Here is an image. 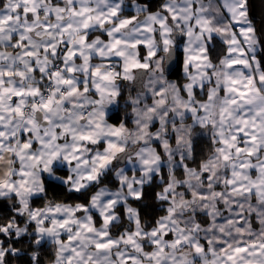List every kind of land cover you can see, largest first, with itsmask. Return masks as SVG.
<instances>
[{"label":"snow or ice","instance_id":"1","mask_svg":"<svg viewBox=\"0 0 264 264\" xmlns=\"http://www.w3.org/2000/svg\"><path fill=\"white\" fill-rule=\"evenodd\" d=\"M248 4L0 0V235L30 238L27 264L47 244L51 264H264V32ZM217 36L227 49L214 62ZM179 37L182 85L166 76ZM138 73L152 103L129 97L134 129L109 123ZM200 132L212 150L190 167ZM49 177L79 202L47 199ZM156 177L164 214L147 227L133 203ZM22 253L0 240V264Z\"/></svg>","mask_w":264,"mask_h":264},{"label":"trees","instance_id":"2","mask_svg":"<svg viewBox=\"0 0 264 264\" xmlns=\"http://www.w3.org/2000/svg\"><path fill=\"white\" fill-rule=\"evenodd\" d=\"M127 2H131V0H126ZM137 2H142L144 4H150L151 10L155 11L160 3H162V0H136ZM130 4V3H129ZM249 7V15H250V4H248ZM128 12H134L133 9L128 8ZM254 26L257 28V35L258 34V24L255 20L251 18ZM260 39V37L258 38ZM227 45L217 36L213 42L212 45V57L214 62H218V59L224 55L226 52ZM177 54H178V63L174 67V69L171 71L170 76L175 78L178 84H183L186 82V77L184 74L183 69V61H184V51L182 49V46L180 44L177 47ZM257 59L261 61L262 67H264V49L262 43H259V48L257 49ZM130 90L127 88L122 89V94L118 98L119 99V107L116 111L112 112L109 117H111V121L119 124L121 121H123L126 126H132L133 125V113H132V105L130 101L128 100V93ZM200 97L201 94H198ZM158 150L161 151L162 149ZM212 150V145L209 141V138L204 133H199L198 138L196 139V149L195 153L192 159L188 161V164L190 167H198L199 163L205 159H207L208 155L210 154ZM60 175H64V171H61L59 173ZM163 175L164 178H167V168L165 167L163 169ZM177 177L180 179H183L182 169H177ZM113 181H115V178L112 177ZM49 183V195L47 199H58L63 200L67 203H75L78 201L79 194L76 193H68L59 183H53L51 179L48 178ZM161 178L156 177L155 181L146 185L147 189V195L143 201L140 203H133V206L142 208V216H143V223L147 227H151L154 224V221L159 218V216L163 215V209L161 207V204L158 200L155 199V192H159L162 187ZM109 187L114 188L115 184H109ZM131 202V201H130ZM43 201L36 200L33 203V207H40L42 206ZM11 202L4 201L3 199H0V222H3L10 216L9 208H10ZM166 206V205H165ZM121 212H123V209H120ZM18 222L20 224H24L23 218H17ZM122 223L124 226H128V221L126 217L123 218ZM34 225H29V231L32 230ZM122 229H113L114 232H118ZM0 239L7 240L9 243H12L14 247L22 248L25 251L28 252V255H23V253L19 256H9L8 257V264H27V261L31 255L32 249L29 247V237L25 236L18 241L15 237H4L0 235ZM54 254V248L47 244L45 246V249L41 251V259L42 264H50L53 258Z\"/></svg>","mask_w":264,"mask_h":264},{"label":"crops","instance_id":"3","mask_svg":"<svg viewBox=\"0 0 264 264\" xmlns=\"http://www.w3.org/2000/svg\"><path fill=\"white\" fill-rule=\"evenodd\" d=\"M205 2H207V0H205ZM127 3H130L131 4V2H129V1ZM213 3L214 4H219V3H221V0H213ZM222 11L224 12L225 15H227L226 10H222ZM128 14L131 15V14H134V12H128ZM239 27H240V25H236L233 30L238 32L239 31ZM219 38L223 41V38H221V37H219ZM178 41H179L178 42V45L180 44V46H182V49L184 51V42L186 41V38L179 37L178 38ZM258 48H259V44L257 45V49ZM140 54L142 56L143 55H146V48H144L143 46H141V48H140ZM177 63H178V54H177V48H176L175 52L173 53L172 59L170 61H167L166 62V67H167L166 76H167V78L170 81H173V82H176V83H177L176 79L173 78V77H171L170 76V73L172 71V68H174V66H176ZM190 70L191 71H195V69H190ZM147 82H148V76L145 75V74H142V73H138L137 74L136 81H134V82L121 81L120 82V84H121V91H122L123 88H127L128 90H130L129 93H128V100H129V97H136L138 94L143 93L144 96H143V99H142V104L143 103L151 104L152 103V94H151V91L148 88L145 87V85L147 84ZM198 98H203V94L201 93V96L200 97L198 96ZM118 107H119V99H117V102L109 105L108 111H107L108 116L112 112L116 111L118 109ZM109 123L117 124V123H115V122H113L111 120H109ZM127 127L130 128V129H134L135 128V124H134V114H133V125L132 126H127ZM156 127H158V122H156ZM152 130H155V129L153 128ZM200 133H203V132H200ZM172 143L174 144V140L172 141ZM129 174H131V173H129ZM49 179H51V178L49 177ZM110 188H112V187H110ZM20 225L22 227L24 226V224H20ZM0 240H2V239H0Z\"/></svg>","mask_w":264,"mask_h":264},{"label":"water","instance_id":"4","mask_svg":"<svg viewBox=\"0 0 264 264\" xmlns=\"http://www.w3.org/2000/svg\"><path fill=\"white\" fill-rule=\"evenodd\" d=\"M250 17L257 22L258 34L264 32V0H249ZM264 49V43H262Z\"/></svg>","mask_w":264,"mask_h":264},{"label":"rangeland","instance_id":"5","mask_svg":"<svg viewBox=\"0 0 264 264\" xmlns=\"http://www.w3.org/2000/svg\"><path fill=\"white\" fill-rule=\"evenodd\" d=\"M136 3L144 4V3H142V2H137V1H136ZM129 5H131V4H129ZM129 8H131V6H129ZM131 9H133V8H131ZM249 19H251L250 16H249ZM258 38H259V37H258ZM174 52H175V51H174ZM256 53H257V48H256ZM174 67H175V66H174ZM173 69H174V68H172V70H173ZM170 70H171V69H170Z\"/></svg>","mask_w":264,"mask_h":264}]
</instances>
